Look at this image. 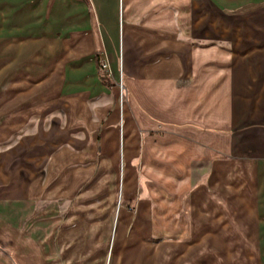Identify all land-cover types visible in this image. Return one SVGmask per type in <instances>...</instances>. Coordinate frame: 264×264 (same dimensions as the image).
I'll use <instances>...</instances> for the list:
<instances>
[{"label": "crops", "instance_id": "0c3cea01", "mask_svg": "<svg viewBox=\"0 0 264 264\" xmlns=\"http://www.w3.org/2000/svg\"><path fill=\"white\" fill-rule=\"evenodd\" d=\"M161 172L264 216V0H0V264H164Z\"/></svg>", "mask_w": 264, "mask_h": 264}, {"label": "rangeland", "instance_id": "374dc122", "mask_svg": "<svg viewBox=\"0 0 264 264\" xmlns=\"http://www.w3.org/2000/svg\"><path fill=\"white\" fill-rule=\"evenodd\" d=\"M160 169L162 172L165 170ZM162 172L155 177L156 194L158 199L161 196L165 198L167 196L166 185L172 188L167 190V197L168 200L170 199L168 208L172 213L174 212V217L168 222L161 221L156 224L157 237L151 239L150 242L166 253L169 249L176 250L170 255L180 253V247L187 249L178 259L171 260L170 255L168 259H162L164 264H264V216L250 213L249 210L237 204L232 207L224 206L222 210L225 214L222 215L221 221H204L200 228H196V224L188 221L190 212L183 211L179 204V196L183 192L175 190L177 188L175 182L173 183L169 175ZM175 177L181 178L180 175ZM117 198L115 212L119 208V197ZM252 209L257 210V208ZM179 210L181 212L178 213ZM126 211L127 214L133 213L132 208L128 210L126 208ZM133 226L134 224L125 223L126 232L130 234L132 231L130 227ZM170 232H172L171 237ZM127 238L126 236L125 240ZM143 238L142 242H149L145 235Z\"/></svg>", "mask_w": 264, "mask_h": 264}, {"label": "built area", "instance_id": "2783aa9c", "mask_svg": "<svg viewBox=\"0 0 264 264\" xmlns=\"http://www.w3.org/2000/svg\"><path fill=\"white\" fill-rule=\"evenodd\" d=\"M120 87H121V85H120Z\"/></svg>", "mask_w": 264, "mask_h": 264}]
</instances>
